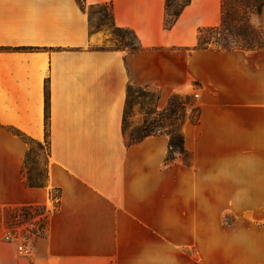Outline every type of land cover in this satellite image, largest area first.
Wrapping results in <instances>:
<instances>
[{
    "label": "crops",
    "instance_id": "crops-1",
    "mask_svg": "<svg viewBox=\"0 0 264 264\" xmlns=\"http://www.w3.org/2000/svg\"><path fill=\"white\" fill-rule=\"evenodd\" d=\"M85 3L110 4L142 49L114 47L75 0H0V207L57 202L30 255L0 243V264H114L148 213L162 227L167 198L174 249L194 250L197 264H264V49L196 48L198 30L220 24V0H191L169 30L165 0ZM128 84L195 114L181 128L184 156L165 163V135L126 144ZM46 91V185L31 189L19 135L44 140Z\"/></svg>",
    "mask_w": 264,
    "mask_h": 264
},
{
    "label": "rangeland",
    "instance_id": "rangeland-1",
    "mask_svg": "<svg viewBox=\"0 0 264 264\" xmlns=\"http://www.w3.org/2000/svg\"><path fill=\"white\" fill-rule=\"evenodd\" d=\"M180 1L182 0H171V3L176 4L177 2L180 3ZM226 6L228 10L234 8L232 0H227ZM237 12L239 13V16L242 17L241 23H236L235 27L244 26L245 29L238 30L241 31L242 37L237 35H232L231 37L229 36L230 45H245L243 44L244 40L249 43L246 46L248 49H264V7L260 13H257V10L252 6H248L247 8H237ZM89 14L90 27L93 30H107L112 37L111 44L114 47L119 45L115 39L119 41H128L129 36L121 37L120 35L121 38L119 39L114 37L113 31L109 27L110 22L107 17V13L103 8H92L89 10ZM99 24L102 25L98 26ZM156 99L157 92L155 89L149 88L147 90L132 91L130 95L131 104L126 117V137L141 125L143 119L149 120L157 118L154 111H162L166 108V99L161 101L159 106ZM186 115L191 119L195 114L191 111L186 114L185 111V118ZM40 143L42 145L41 149L34 144L27 142L26 152H28V154L25 160L24 168L22 169L25 173V177L27 175L30 176V180L35 183H41L44 179L47 147L45 140ZM167 180H164L162 187L164 194L167 193V189L170 188L169 181ZM57 196L58 193L56 191H52L50 198L54 201ZM56 207V201L53 202L51 207H0V243L12 245L15 248V251L17 243L29 246L27 242L28 239L42 233L46 227L47 217L51 212L56 210ZM162 209V227L160 228L159 226H156L157 223L160 222V217L157 215L155 217L152 213H148L146 218V231L127 234L126 238L128 239H125L124 241L125 248L118 251V255L112 258V263L135 264L140 262L141 264H197L194 250H183L181 248L177 250L172 247L169 226L167 223L170 219V201L168 198L163 202ZM30 224H34V226L30 228ZM6 234H10L11 239L5 240L4 236ZM128 240L130 242V246H127ZM135 245H139V247L134 248ZM16 254L20 256L17 252Z\"/></svg>",
    "mask_w": 264,
    "mask_h": 264
},
{
    "label": "trees",
    "instance_id": "trees-1",
    "mask_svg": "<svg viewBox=\"0 0 264 264\" xmlns=\"http://www.w3.org/2000/svg\"><path fill=\"white\" fill-rule=\"evenodd\" d=\"M79 7L88 14V18L90 17L89 10L92 8H103L107 13V17L109 19L110 25L109 27L113 31V35L116 38H121L124 36H129L128 41L117 40L119 43L117 48L127 51L128 54L137 53L142 49L136 35L134 32L128 28H120L116 27L113 23L112 10L110 4H101V5H86L85 0H75ZM191 0H182L180 3L172 4L171 0H165V9H164V19L163 26L164 29L169 30L172 28L182 10L189 5ZM227 0H220V13L221 19L220 24L217 27L206 28L198 30L197 34V44L196 48L198 49H208V48H217L223 50L230 49H242V50H252L248 49L246 46L249 44L247 41L243 40L242 46L236 45L231 46L229 36L237 35L241 36V31L239 29H245L244 26L235 27L236 23H241V17L237 12V8H247L248 6H252L257 10V13H260L262 8L264 7V0H232L234 8L231 10L227 9L226 6ZM90 20V19H89ZM99 24L98 26H101ZM97 26V27H98ZM95 27V28H97ZM116 33V34H115ZM121 35V37H120ZM154 89L149 85H145L142 87H136L131 84L126 86V97L123 107V115H122V135L128 146L137 144L144 140L147 137L155 136V135H165L168 137V150L165 158V163L168 164L175 159L176 156H184L185 151L183 148V136L181 132L182 125L185 120V111H186V103L183 102L178 96L173 95L170 96L167 100L166 108L162 111H154V114L157 118L153 119H143L141 125L136 128L131 134L127 137L125 135V125H126V117L128 113V109L130 108V95L133 90H147ZM156 90V89H155ZM157 92V101L159 100V93ZM153 114V113H152ZM49 117H48V93L45 92V114H44V140L47 147L46 151V159L44 166V179L41 183L32 182L30 176L25 177V173L22 170V178L23 185L26 188L38 189L43 188L46 185V173H47V164L49 157ZM21 140L27 144L30 142L37 146L38 148H42L40 142L32 140L24 135H19ZM127 138V139H126ZM28 152L25 153L23 168L25 165V160L27 158ZM22 168V169H23ZM30 207V206H29Z\"/></svg>",
    "mask_w": 264,
    "mask_h": 264
},
{
    "label": "built area",
    "instance_id": "built-area-1",
    "mask_svg": "<svg viewBox=\"0 0 264 264\" xmlns=\"http://www.w3.org/2000/svg\"><path fill=\"white\" fill-rule=\"evenodd\" d=\"M33 226H34V224H30V228H32ZM14 238H16V237H14ZM4 239L5 240L11 239V235L10 234H6L4 236ZM15 241H16V239H15ZM16 252L22 257H27V256L30 255L31 249L27 245H23V244L17 243L16 244Z\"/></svg>",
    "mask_w": 264,
    "mask_h": 264
}]
</instances>
